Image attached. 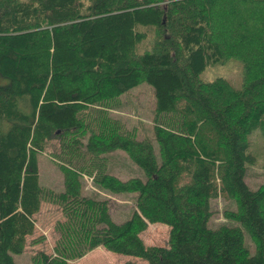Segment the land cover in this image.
<instances>
[{
    "label": "trees",
    "instance_id": "16d2710c",
    "mask_svg": "<svg viewBox=\"0 0 264 264\" xmlns=\"http://www.w3.org/2000/svg\"><path fill=\"white\" fill-rule=\"evenodd\" d=\"M229 59L243 69L239 89L200 81ZM1 79L0 264H15L35 233L37 157L56 139L66 155L56 157L63 191L53 197L63 220L54 254L32 264H67L98 245L145 264H264V184L244 182L260 136L264 144V0H0ZM141 83L155 98L159 158L97 109ZM116 149L144 174L93 178L136 194L122 223L106 200L81 192L82 159ZM221 199L236 203L226 215L235 226H210V202ZM147 223L169 227L166 246L143 243Z\"/></svg>",
    "mask_w": 264,
    "mask_h": 264
},
{
    "label": "rangeland",
    "instance_id": "374dc122",
    "mask_svg": "<svg viewBox=\"0 0 264 264\" xmlns=\"http://www.w3.org/2000/svg\"><path fill=\"white\" fill-rule=\"evenodd\" d=\"M242 75L243 69H241L240 62L229 59L224 63L207 67L199 79L203 83H210L220 77L228 80L236 89H239L242 85ZM3 82L1 79L0 84ZM154 99L152 88L146 83H141L111 104L108 103L97 109L98 112L103 111L107 114L124 132L130 131L138 140L149 141L155 156L159 158V147L153 131ZM93 116L96 118L95 115ZM260 139L255 144L258 146L257 150L259 151V156L257 157L255 154L254 157L256 165L248 167L246 179L244 180L245 185H248L252 191H257L264 184V170L261 168L263 159L260 158L264 154L263 137L260 136ZM260 141L262 145L259 144ZM83 142H86V138L83 139ZM59 156L63 159L66 155L61 154L58 139L51 141L47 144L44 152L38 154V179L43 193L41 207L39 213L35 216V233L31 238H28L24 252L13 256L15 264H32V257L38 252H44L47 255L54 254L53 248L59 236L58 231L56 232V225L63 220L61 207L55 200L53 201L54 194L63 191L61 164L56 158ZM90 158L86 156V160L82 159L81 162H86V165L90 166L89 175L83 174L81 177L82 195L106 200L112 222L122 223L128 220L133 209H135L136 194H114L96 184L93 178H98L101 173H106L123 181L133 177L144 179L142 170L132 162L126 152L118 149ZM209 208L211 213L210 226L214 228H219L222 225L235 226V223L226 217V215L235 213V202L224 199L211 201ZM140 237L146 246H166L169 239V227L159 223H147L144 231L140 233ZM244 246L250 254L255 252L253 242L247 236H245ZM83 251L82 249L80 252ZM79 253L75 257H68L65 262L67 264H145L140 259L115 254L102 245L87 249L82 255H79Z\"/></svg>",
    "mask_w": 264,
    "mask_h": 264
}]
</instances>
